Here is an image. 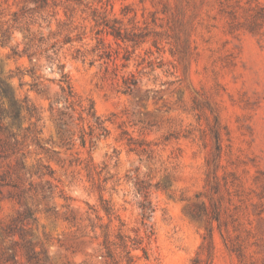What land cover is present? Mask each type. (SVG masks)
<instances>
[{"label": "rangeland", "instance_id": "1", "mask_svg": "<svg viewBox=\"0 0 264 264\" xmlns=\"http://www.w3.org/2000/svg\"><path fill=\"white\" fill-rule=\"evenodd\" d=\"M2 88L0 264H264V0H0Z\"/></svg>", "mask_w": 264, "mask_h": 264}, {"label": "trees", "instance_id": "2", "mask_svg": "<svg viewBox=\"0 0 264 264\" xmlns=\"http://www.w3.org/2000/svg\"><path fill=\"white\" fill-rule=\"evenodd\" d=\"M114 36H119V35L115 34ZM60 72H61V81L64 82L65 84H67L66 80H65L66 75L64 73H62V71H60ZM123 83L125 85H127V83L125 81H123ZM132 85H136V83H132ZM66 86L68 87V85H66ZM0 92L3 95L7 94V90L4 89V88L0 89ZM4 114L8 115L9 118H11L12 121H16L18 119L19 112H18V108L16 107L14 102L11 103L10 109L8 111L4 112V111H2L0 109V115L2 116ZM140 191L141 190H138V192H140ZM144 198H145L144 201H146V195H144ZM139 208L141 209V212H142V214H141V216H142V225L145 228L146 232H148V233H146V237L150 238V236H152L153 233H152V229H151L150 225H147L146 220L148 218L147 213L148 212H152V211L148 207V202H146V203L140 202L139 203ZM106 212H108V211H106ZM119 240H120V247L123 249V251H125V254H126V256H125L126 257V261H127L126 264H133V256L131 255V250L132 249H140L142 251V253L146 256V252H145L144 248L141 247V245H138L140 243L136 242L135 244H131L130 246H128L127 242L123 239L122 236H119Z\"/></svg>", "mask_w": 264, "mask_h": 264}]
</instances>
